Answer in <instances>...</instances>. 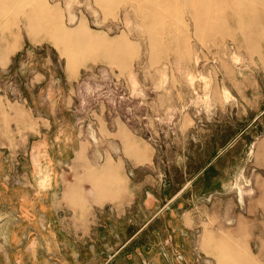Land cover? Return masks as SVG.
Here are the masks:
<instances>
[{
	"label": "rangeland",
	"instance_id": "obj_1",
	"mask_svg": "<svg viewBox=\"0 0 264 264\" xmlns=\"http://www.w3.org/2000/svg\"><path fill=\"white\" fill-rule=\"evenodd\" d=\"M41 1L60 23H29L21 0L0 12V264H217L205 234L240 230L264 264L262 9L215 0L147 27L129 0ZM105 163L118 182L99 201L130 187L131 204L80 234L51 199L71 182L91 197Z\"/></svg>",
	"mask_w": 264,
	"mask_h": 264
},
{
	"label": "bare ground",
	"instance_id": "obj_2",
	"mask_svg": "<svg viewBox=\"0 0 264 264\" xmlns=\"http://www.w3.org/2000/svg\"><path fill=\"white\" fill-rule=\"evenodd\" d=\"M16 0H0V12H3L9 5H14ZM100 5L114 4L117 0H96ZM137 4V9L143 13L142 23H167L169 20H180L181 13H177L180 7L192 8L196 5L205 7L207 3H213L215 0H129ZM24 5L29 6L27 17L29 23H60L58 20L53 21L54 11L46 7V4L41 0H21ZM226 7L240 8L243 12L249 6H258L264 12V0H225L222 2ZM260 11V10H259ZM260 13V12H259ZM196 20L198 14L194 13ZM262 16V15H261ZM260 16V19H261ZM241 22V20L239 21ZM262 23V19H261ZM58 28V27H57ZM61 34L67 35L63 30L58 28ZM76 31L84 32L82 25H78ZM158 37L155 33L151 34V41H157ZM156 44L155 42H152ZM101 44L112 46V42L102 40ZM124 144V152L132 156L136 164H141L146 159L139 147L133 144L132 140L125 134H121ZM90 178L94 189L96 188L97 197H111L113 184L118 182V170L111 163H105L97 171L93 172ZM110 189V190H109ZM259 203V202H258ZM264 211V209H263ZM243 234L240 230L239 235H219L212 236L205 234L203 248L204 250L215 257L217 264H255L253 258L248 251L242 246Z\"/></svg>",
	"mask_w": 264,
	"mask_h": 264
},
{
	"label": "crops",
	"instance_id": "obj_3",
	"mask_svg": "<svg viewBox=\"0 0 264 264\" xmlns=\"http://www.w3.org/2000/svg\"><path fill=\"white\" fill-rule=\"evenodd\" d=\"M53 182H47L44 184L43 188H53ZM60 184V183H58ZM92 191L91 197L90 195H87L85 197H90L89 203L87 202L86 207L84 208V203L83 199L85 198L84 195L87 193L84 192V185L79 184L78 182H71L68 183L67 185L63 186L61 193V196L59 197V201L51 199L50 202V208L48 209L50 214L53 216V214H57V212L60 211H67L70 214L73 215V218L76 220V227L80 229V234H83V229L88 227V222L86 220L90 219L92 217V212L94 209H99L102 206L104 207H110L111 211H114L117 214H121L120 216H125L126 210L129 208V205L131 204V196H130V187L127 191L125 190H120L118 192V196L115 198H110L108 200L104 201H99V197L96 196V188L92 187L90 184ZM55 188H60V185H55ZM112 189V188H111ZM110 190V189H109ZM112 195L115 194V189H112ZM49 192V191H48ZM51 193V192H50ZM74 198V199H72ZM120 216L118 218H120ZM124 218V217H123ZM39 219V218H38ZM60 220V219H59ZM59 226L60 229H62V224L59 221ZM28 231L29 228H26Z\"/></svg>",
	"mask_w": 264,
	"mask_h": 264
},
{
	"label": "water",
	"instance_id": "obj_4",
	"mask_svg": "<svg viewBox=\"0 0 264 264\" xmlns=\"http://www.w3.org/2000/svg\"><path fill=\"white\" fill-rule=\"evenodd\" d=\"M225 150V149H224ZM188 187V185L187 186H185V187H183V189L179 192V193H177L170 201H169V204H171L172 202H174L185 190H186V188Z\"/></svg>",
	"mask_w": 264,
	"mask_h": 264
}]
</instances>
